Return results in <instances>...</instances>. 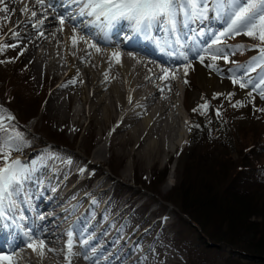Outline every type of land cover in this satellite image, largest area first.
Wrapping results in <instances>:
<instances>
[{
  "label": "bare ground",
  "instance_id": "1",
  "mask_svg": "<svg viewBox=\"0 0 264 264\" xmlns=\"http://www.w3.org/2000/svg\"><path fill=\"white\" fill-rule=\"evenodd\" d=\"M4 1L7 2V7L4 6ZM1 6L9 9L7 13L13 14L10 25L13 28H11V31H7V36L14 39L16 47L25 53V60L31 62L34 73L39 79L45 78L51 70L40 65L45 59L39 61L41 55H38L36 51L43 50L44 55L49 53L50 47L56 37L60 38L58 41L61 40L63 43L64 52L62 59L65 62L64 64H66L68 72L63 78L59 77L57 72L50 74L51 79L59 81V85L53 88L47 106L51 118L59 121L60 126L69 121L70 125L77 127L98 128L101 135L103 131L111 126L112 131L107 137L108 147L113 148V146L118 145L121 150L120 153L123 154V149L127 148L126 145H130L132 147L130 151L133 152L132 157L136 153L139 156L138 161L144 165L155 162L160 154H168L170 148L174 149V147H177L181 143V140L178 138V136L183 134L181 131L178 132V122H180V119L176 114H174L175 119L168 117L166 110L169 105L176 102V97L178 98L176 94L177 82L179 80L183 81L186 78V67L183 64V59L173 57L170 62L173 64H171L169 70L167 68L169 66L164 64L162 60L155 61L157 59L150 54L152 48L158 47L147 39L146 41L142 40L145 50L148 51V53H143L148 58L147 60L135 51L133 53L135 58L121 52L120 62L117 63L112 58V53L116 52L115 49L103 39H98V46L101 48L99 53L94 49L87 48L84 42H79L73 47L70 39L73 35L72 27L73 25L77 27V37H79L81 35L79 31L81 19L67 20L63 26L60 25L58 19V16L67 17L69 14L66 11L71 7L75 9V5L70 7V0H43L42 3H37V0H3L0 3ZM32 12H35L36 15L32 16ZM40 21H43V23H40ZM61 27H63V31H61ZM203 35L202 33H195V37L191 41L193 42V49L190 57L195 58L197 63L203 67L200 69L201 87L199 91H195L189 98V103L192 107L199 105V102L204 100L203 95H201L202 87L209 91L207 97L212 96L214 98L215 96L217 98L224 94L223 81H220L223 79L215 74L214 67H209V65H213L217 60L213 61L208 53L204 51L207 44L200 45L201 41L198 38ZM158 37L159 33L153 34V39ZM126 46L120 49L122 51L132 50L130 49L131 46ZM200 56H204L202 62ZM188 64L192 69V64L189 62ZM162 68L168 69V76H165L161 71ZM173 75L175 79H171ZM65 85L72 89L67 90L63 95V99L60 92L66 91L61 89ZM75 96H77L75 100H78L81 105L79 111L71 109L73 103L70 102V99H73ZM238 97H240L239 101L242 102L245 95L238 93ZM64 100L68 102L67 105H63ZM182 109L188 120L185 133L189 143H193L197 133L204 128H210L218 132L221 131L210 109L209 111L204 109L202 111L204 114H200L198 117H193L190 112H187L184 103H182ZM86 121L87 123H85ZM98 147L100 149L95 150L96 152H93V156L103 159L101 157L103 155L101 147ZM33 157L28 156L18 160L27 165H32L35 162L31 176H36L38 172H41L42 176H44L42 182L48 183L49 180H52L56 181L55 185L58 182L60 183L59 186L58 184L56 185L58 186L57 190L64 188V185L78 173L75 172L72 177L63 180L57 175V171L61 167V165L57 164L59 162L55 161V159H58L57 155H37V160L33 159ZM51 163H54L58 168L54 172L52 169L53 173L50 171L49 164L51 165ZM65 164L63 162L62 168H64ZM66 166L65 170L67 169ZM30 178L31 180L25 181L23 185L31 187L30 182H35V180L32 177ZM96 189L97 186L89 193L80 194L76 197L74 195L69 196L71 189H69L70 192L68 191V193L58 195L57 197L53 194L51 198L55 201L54 204L51 202L42 203L41 200L38 201V204H41V206L33 211V215L31 216L32 221L30 225L32 226V233L44 239L46 245L54 249V252L46 251L43 258H41L38 253H33L31 249L27 248L26 238H21L17 244L13 245L15 248L14 252L10 248L2 254L10 253L15 264H66L65 261L60 260L59 250L56 245L64 238V235L59 231L60 224L69 216L74 215L76 218L74 226H86L83 236L77 238L72 233L74 242H88L91 238L87 237L94 233L97 234L85 246H83V243L82 248L75 249L81 255L77 256L72 261V264L175 263L173 256L165 250L163 245L160 242L156 243L154 241V237L157 236L158 238V235H163L162 239L164 240L166 238L165 228L168 229L167 225H162L165 219L154 217V212H148L146 217H142V220L135 221V218H129L131 213L128 215L131 208L125 204H120L119 210L112 215V219L108 221L111 218L108 217L106 223L103 221L102 229L93 223H88L89 219H86V223L82 224L85 219L83 215L86 209L82 213H79L80 210L76 211V208L79 204L85 206L82 202L86 200L85 198L90 197ZM31 196L29 194L27 198L30 199ZM46 196L49 198L47 193ZM13 199L15 201V208L11 211H6L5 216H7V212H10L15 215L20 214L19 217L23 215L26 218L27 213L23 208L20 195H16ZM65 202L72 203L66 206L63 211H58L57 207ZM124 217L125 220L131 219L128 227L121 229L112 227V225L117 226L120 219ZM11 219L16 224L17 220ZM146 225L148 226L146 227ZM142 228H145L143 233L141 232ZM92 229L94 230L93 232ZM0 230L3 233L4 230L6 231L4 224L0 225ZM106 230L112 231L111 235L108 236L107 240L100 241L101 234ZM10 231L11 229L8 228L7 234L11 235ZM89 232L91 233L89 234ZM119 238L121 240H118ZM11 240L12 235L6 239V243ZM103 242V246L100 244L101 246L98 249L89 252L97 244ZM126 242H131L135 253L131 249L125 250L124 253L120 252L121 247ZM109 247H113V250H109ZM84 253H87L92 259L85 260L83 258ZM127 259H129V262L126 263ZM112 260H114V263H110ZM95 261L96 263H94Z\"/></svg>",
  "mask_w": 264,
  "mask_h": 264
},
{
  "label": "rangeland",
  "instance_id": "2",
  "mask_svg": "<svg viewBox=\"0 0 264 264\" xmlns=\"http://www.w3.org/2000/svg\"><path fill=\"white\" fill-rule=\"evenodd\" d=\"M4 6L7 7V2L5 1ZM5 17H7V19ZM12 19L13 14L0 12V27L2 25L4 26L1 37L2 39L6 38L7 31H11V28H13L10 27ZM225 26L224 18L215 12H209L207 17L203 20L189 21L187 24L182 26L181 24L178 25L180 42L184 46L181 50L188 56V60H184L183 64L185 67L189 65L188 62L192 64V69L191 67H187V75H185L186 78H184V80L187 81V83H185L186 93L184 92L186 95L183 94V100L181 102L184 103L187 112H190L193 117L200 116L201 112L204 110L201 106L207 104V108L205 110L209 111L210 109L211 114L215 117L214 120L220 127L221 131L218 132L210 128H204L197 133L196 139L193 143H189L186 136L183 140H181V143L177 147H174V149L169 147L170 152L168 154H160L155 162L149 163L148 165L140 163L138 161L139 156L136 153L134 157H132L133 152L130 151V148H132L130 145H126L127 148L123 149V154L120 153L121 150L118 145L113 146V148L108 147L107 137L112 131L111 126L103 131L101 135L98 128L87 126L77 127L70 125L71 123H69V121L67 122L68 124L65 123L60 126L59 121H56L55 118H51V114L47 106L51 92L53 91V88L59 85V81L51 79L50 74L52 72H57L59 77L63 78L68 72L66 64H64L65 62H63L62 59L64 47L62 41H58L60 38H55V41L50 47L49 53L44 55L43 50L36 51L38 55H41L39 61L45 59L40 63V65L51 70L43 79H39L36 76L33 70V65L31 62H27L25 60V53L16 47L14 39H11L12 41L8 40V46H6L10 54L11 51L15 54H11V56L22 63L21 67L24 65L26 67L24 68L25 70L23 74L25 75L24 83L26 84L25 87H27V91H29L28 94L36 96L40 95L44 99L42 107H39L35 119L28 123V128L32 132L37 133V135L42 139L45 138L47 133L53 132L56 135L62 134L68 142L71 143L72 150L65 148L58 149L56 150L58 152H54L56 155L61 156L56 161L60 163L64 162L66 163L65 166L67 165L66 170L64 166L63 170L65 171H63L62 174L72 168H76L79 166V163L82 162L86 167V169H84L86 170L85 174L93 172L94 177L97 176V179L92 183L88 181L87 183L84 182L78 184L76 192H74L71 188L73 183L72 177L70 179L71 181L65 184L64 188H61L60 193H68V188H71V194L69 196L74 195L76 197L79 196L77 192L80 190V194H84V190L87 188L89 190L92 186L96 185L97 189L92 194V197H96V200L93 199L91 202L93 205H97L98 218L105 219L107 217H111L108 221L112 219V215L119 210V207L122 204L131 208L128 215L131 213L129 218H135V221L142 220V217H146L150 210L154 211V217H161L165 219L163 220L164 223L162 225L165 224L168 228H165L166 238L164 240L162 239L163 235H158V238L157 236L154 237V241L156 243L160 242L165 250L173 256V260L175 261L173 264H224L222 262L223 258L229 256L230 253L224 246L206 251L194 249L193 241L195 236L184 230L183 224L169 207H166L163 203L159 202V199L146 194L142 188L145 187L151 177L155 176L158 172H163L162 176L158 173L161 180L158 185V192L161 196L166 195L170 188H172L181 179L183 166L186 165L195 154L203 158V161L212 160L211 162H214L216 157L223 151L225 155L223 160L226 157L230 159L228 162L223 163L228 164L225 165L228 173L229 169L233 166L232 163L229 162H232L244 154L239 148V143L241 140H244L240 138L241 133L243 132L246 134L249 138L246 141L250 143L251 141L249 140L254 139L260 132L258 129L264 121V111H257V109H264V100L260 99L259 92L253 89V83L259 80L260 73L251 72L247 77H245V82H247L250 78L252 83H249L248 87L244 89H241L238 84L233 85L231 79L232 77L240 78L243 68L248 66L251 58L257 55V53L252 50V46L257 45L258 41L245 35L224 37L222 38L223 44L216 46L221 48L222 55H227L230 61L229 63H226L222 58H218L213 64L215 74L223 79L220 81H223L222 85L224 87V94L218 96L217 98H213L212 96L207 97L209 95V91L202 87L201 95H203L204 100H201L199 105L195 107H192L189 103L191 95L195 91H199V88L201 87L200 82L202 79L200 76V69L203 68L197 63L195 58L190 57L193 49V42L191 41L195 37V33H202L204 35L198 38L201 41L200 45H208L211 43V40L215 38L213 34H218ZM237 46H243V48L238 50ZM173 48L175 49L174 46L172 49ZM213 51H215V49H213ZM47 55L48 57H46ZM176 57H180L179 52ZM20 81L23 82L21 78ZM61 89L66 90L60 92L61 98L64 99L63 95L67 92V90L72 88L65 85L62 86ZM37 91H40L41 94H38ZM249 92L252 93L251 96L248 95ZM238 93L245 95L242 101L243 106L233 107L232 105L240 99V97H238ZM25 95L27 96V94ZM75 98H77V96L70 99V102L73 103L71 109L79 111L81 109V105L78 100H75ZM181 102L180 98H177L174 104L169 105L166 110L168 117H173V119H175L174 114H176V108L178 111H181ZM67 104L68 102L64 100L63 105ZM193 109H197V111H193ZM217 112H219V115H217ZM3 123L5 127L8 128L9 132L14 130L11 120L6 119ZM85 123H87V121ZM92 126H94V124H92ZM262 137L263 141H261L264 143V134ZM25 143V141L16 142L19 151L12 152L11 159H20L32 155L34 156L36 153H45L43 152L44 149H40L36 153L28 154ZM98 146L101 147L103 152V155H101L103 159L93 156V152L100 149ZM206 149L207 153H204ZM69 160L71 161L70 164L67 163ZM111 168L114 169V172L112 173L113 175L109 173ZM204 171H201L199 176H195L196 181L201 183V185V181H203V184L205 185H210L211 189L209 192L216 193L218 185L222 183V179L208 178ZM134 179H138V182L141 183L140 188L133 185ZM49 186L50 182L47 183V187ZM64 189H66V191ZM102 189H105V191L102 192ZM106 199L109 200L107 201L106 207L103 208ZM259 199L260 200L257 202V206L255 207V214L251 217L252 221L258 222L264 218V188L263 191L260 192ZM82 203L86 204L87 201L84 200ZM11 215L14 216L12 213ZM18 215L20 216V214ZM84 215V218H86L88 212L85 211ZM7 218L9 217L7 216ZM130 220L131 219H120L117 227L119 229L128 227ZM104 223H106V220H104ZM147 226L148 225H146V227ZM144 229L145 228L141 229L142 233L145 231ZM128 260L129 259L125 262H129Z\"/></svg>",
  "mask_w": 264,
  "mask_h": 264
},
{
  "label": "snow or ice",
  "instance_id": "3",
  "mask_svg": "<svg viewBox=\"0 0 264 264\" xmlns=\"http://www.w3.org/2000/svg\"><path fill=\"white\" fill-rule=\"evenodd\" d=\"M3 0H0L2 3ZM43 0H37L42 3ZM75 5V11L67 17L58 16L59 23L63 26L67 20L79 17L81 23L79 31L81 35L77 37V27L73 25V35L70 37L72 46L75 47L79 42H84L87 48L94 49L97 53L101 51L99 40L102 38L105 42L110 37L112 31L123 24L126 28L125 40L131 44L134 40L144 37L154 43L160 49L175 47L179 52L180 58L188 60V56L181 50L184 46L180 42L178 25L187 24L189 21L203 20L209 12H215L224 18L225 27L218 34H213L214 39L204 49L211 56L213 61L222 58L224 62L229 63V57L222 55L221 48L222 38L232 37L235 35H245L253 40L258 41L257 45L252 46V50L257 53L252 57L248 66L244 67L241 77H232L233 85H239L241 89L248 87L252 83L249 78L251 72H259L260 78L253 83V89L259 92L260 99L264 100V0H70V7ZM9 9L0 7V12L7 13ZM36 13L32 12V16ZM7 19V17H5ZM43 23V21H40ZM63 31V27H61ZM159 33V37L153 39V34ZM87 37V38H86ZM114 46V45H113ZM14 47V46H13ZM238 50L243 46H237ZM215 49V51H213ZM132 56L131 53H129ZM120 52L112 53V58L117 63L120 62ZM133 58H135L133 56ZM201 62L204 56H200ZM187 65L185 75L187 74ZM214 67V65H209ZM161 71L168 76V69L162 68ZM171 79H175L173 75ZM187 83V81H185ZM162 90V89H161ZM231 95V94H230ZM252 95L251 92L248 93ZM214 98H216L214 96ZM233 107L243 106L241 101H236ZM207 108V104L201 106ZM197 111V109H193ZM264 111V109H257ZM201 114H204L203 112ZM219 115V112H217ZM11 120L13 117L7 116ZM23 141L22 135L13 130L8 131L3 120L0 119V218L5 217L6 211L15 208L14 197L19 195L24 182L30 178L34 170L35 162L27 165L18 159H11L14 151H19L16 142ZM71 163V161H67ZM26 246L33 253L43 258L45 252H54L55 250L48 247L46 242L35 233L25 232ZM87 244V241H84ZM14 242L8 243L9 248L15 251ZM72 233H68L66 243V253L64 261L66 264H72L77 256L81 255L74 251ZM85 260L92 258L83 254ZM0 264H15L11 254L0 253Z\"/></svg>",
  "mask_w": 264,
  "mask_h": 264
},
{
  "label": "trees",
  "instance_id": "4",
  "mask_svg": "<svg viewBox=\"0 0 264 264\" xmlns=\"http://www.w3.org/2000/svg\"><path fill=\"white\" fill-rule=\"evenodd\" d=\"M20 74L0 65V103L6 106L15 118V130L28 144V149L41 146L69 147L62 135L47 134L44 139L32 134L27 124L36 117L42 97L23 93L26 84L20 81ZM37 94V93H34ZM40 94V93H38ZM258 135L249 141L241 133L239 148L243 155L233 160L227 173L223 164L230 159L223 151L214 162L203 161L196 154L182 168L181 179L161 196L158 185L161 180L158 172L151 177L144 190L170 206L183 222L184 230L195 236L193 248L202 251L206 244H216L229 249V256L223 258L224 264H264V218L252 221L264 185V146L260 136L264 133V122ZM257 131V132H258ZM204 153H207V149ZM209 163V164H203ZM205 170V171H204ZM204 171L208 178H220L216 193H210L211 186L198 183L195 176ZM135 184L139 185L138 180ZM243 263H242V262Z\"/></svg>",
  "mask_w": 264,
  "mask_h": 264
}]
</instances>
